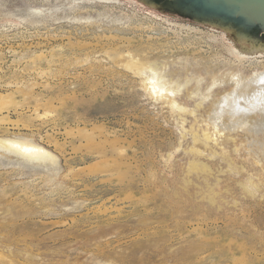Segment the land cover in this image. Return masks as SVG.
<instances>
[{
  "label": "rangeland",
  "instance_id": "rangeland-1",
  "mask_svg": "<svg viewBox=\"0 0 264 264\" xmlns=\"http://www.w3.org/2000/svg\"><path fill=\"white\" fill-rule=\"evenodd\" d=\"M97 1L0 0V264H264V126L213 118L261 26Z\"/></svg>",
  "mask_w": 264,
  "mask_h": 264
},
{
  "label": "bare ground",
  "instance_id": "bare-ground-1",
  "mask_svg": "<svg viewBox=\"0 0 264 264\" xmlns=\"http://www.w3.org/2000/svg\"><path fill=\"white\" fill-rule=\"evenodd\" d=\"M80 1L93 2L97 0H80ZM146 1L159 5V7L161 6L162 8L174 10L177 12L179 11V13L185 16H189L191 18L204 20V22L208 21L213 24H218L221 26H231L237 30H241L246 33H248V29L245 27V24L252 21L250 15H245V18H243L239 16V14H237L234 17V19H232V22H231V19H227L230 21L228 22L226 18H217V17H211L207 15H202V14L200 15L199 13H195L193 9H189L190 7L188 8L180 4L178 0H164V1L146 0ZM229 14H233V13L229 12ZM240 19H243L242 21H240L242 25L238 27L234 23ZM263 21L264 19H262L261 21L259 20L255 21L258 23L260 22L262 31H264ZM231 27H228V28H231ZM227 30L230 31V29H227ZM238 35H243V37H248V38L253 37V38H250V40L240 41L239 44L241 46L236 48V54L237 56H239L242 64L246 61L250 62V60H252L250 58L256 59V57L258 58V57L264 56V37L262 33L261 34L253 33L250 35H245V34H238ZM249 65L252 68V70H255L256 72L255 75H252V77H250L247 80H243V79L237 80L236 85H235L236 87L235 89L233 88V92L221 97L220 101L217 104V110L215 112V115L213 117L214 120L221 119L224 112H227L228 110L229 114H231L232 116H235L238 119L237 124L233 125L235 128H240L246 124H248L252 128L257 127V129L260 126L262 127L264 126V61H260V60L256 62L252 61L250 62ZM134 68L135 70L137 69L138 73L144 75L145 80L147 81V84L150 86V90L155 92L154 94H157L158 96L159 95L164 96V95H167L166 92L174 93L176 91V89H173L171 84L169 85V82L164 81L163 76H159L160 74L158 72V68L155 67L154 65L145 63V64L136 65L134 66ZM231 74L232 73H230L229 75ZM173 101L174 100H172L171 102ZM251 115H253L251 117L253 119V122L250 119L249 121L244 122L245 118H242V117L246 116L248 118ZM260 116L262 118H260ZM258 118L260 120L259 123L255 121ZM5 148H7L10 151L19 153L20 155L24 156L28 160L29 159L37 160V161H46V160L50 161L51 160V162L55 160L54 159L55 155L50 153L44 147L38 146L37 144H34L29 140H26L25 142L9 141L7 147Z\"/></svg>",
  "mask_w": 264,
  "mask_h": 264
},
{
  "label": "water",
  "instance_id": "water-1",
  "mask_svg": "<svg viewBox=\"0 0 264 264\" xmlns=\"http://www.w3.org/2000/svg\"><path fill=\"white\" fill-rule=\"evenodd\" d=\"M160 1H164V0H160ZM178 1L183 6L188 8L190 7L189 9H193L195 13H199L200 15L202 14L211 17L226 18V20L231 19V22L232 19H234V17L237 14H239V16L243 18H245V15H250L252 21L245 24V27L248 29V33L249 32L252 33L253 24L257 23L260 25V22L259 23L255 22L256 20L261 21L262 19H264V0H178ZM229 12L233 14H229ZM242 20L243 19H240L236 21L234 24L239 27L240 25H242L240 22ZM227 21L230 22L229 20Z\"/></svg>",
  "mask_w": 264,
  "mask_h": 264
}]
</instances>
